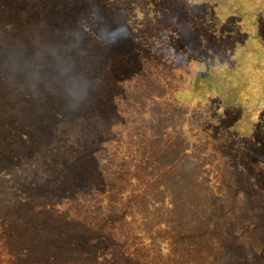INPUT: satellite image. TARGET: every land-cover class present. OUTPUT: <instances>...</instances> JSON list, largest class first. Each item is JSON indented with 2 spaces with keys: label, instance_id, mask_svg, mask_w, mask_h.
<instances>
[{
  "label": "trees",
  "instance_id": "obj_1",
  "mask_svg": "<svg viewBox=\"0 0 264 264\" xmlns=\"http://www.w3.org/2000/svg\"><path fill=\"white\" fill-rule=\"evenodd\" d=\"M223 1L0 0V264H258L264 18Z\"/></svg>",
  "mask_w": 264,
  "mask_h": 264
},
{
  "label": "rangeland",
  "instance_id": "obj_2",
  "mask_svg": "<svg viewBox=\"0 0 264 264\" xmlns=\"http://www.w3.org/2000/svg\"><path fill=\"white\" fill-rule=\"evenodd\" d=\"M218 4L220 5L219 8L215 9V14L214 16H212L213 20L215 18L220 17V12L222 10L226 13L225 14L226 16H232V17L222 16L226 20L225 22L222 20L219 22L217 20H214V22L212 23L213 25L219 24L222 27V29H224L225 32H227L228 30L229 31L231 30L230 32H232L230 25L233 22L235 23L237 22L235 29L233 28V33L235 32L236 34L241 31V28L238 27L241 24H246V26L244 27L245 30H243L242 33H246L247 30L253 33V31H251V28L252 29L255 28L254 24L256 23V21H259L262 18H264V11H260V9H258L260 7L261 9L264 10V6H263L264 0H225L223 1V3L218 2ZM261 21L264 22V20ZM236 37L237 35H235V38ZM250 38H252V36H250ZM257 263L264 264V253L257 260Z\"/></svg>",
  "mask_w": 264,
  "mask_h": 264
}]
</instances>
